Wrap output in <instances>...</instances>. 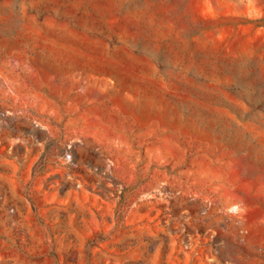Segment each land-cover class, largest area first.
Wrapping results in <instances>:
<instances>
[{"label":"rangeland","instance_id":"374dc122","mask_svg":"<svg viewBox=\"0 0 264 264\" xmlns=\"http://www.w3.org/2000/svg\"><path fill=\"white\" fill-rule=\"evenodd\" d=\"M0 264H264V0H0Z\"/></svg>","mask_w":264,"mask_h":264},{"label":"built area","instance_id":"2783aa9c","mask_svg":"<svg viewBox=\"0 0 264 264\" xmlns=\"http://www.w3.org/2000/svg\"><path fill=\"white\" fill-rule=\"evenodd\" d=\"M34 123L36 126L39 128L52 133V130L49 127V123L45 120H42L40 118H35ZM76 137L73 135H70V138L65 142L64 145V153L61 155L62 159L64 160L65 163H67L69 166L73 163L74 161V156H73V144L75 141Z\"/></svg>","mask_w":264,"mask_h":264},{"label":"crops","instance_id":"0c3cea01","mask_svg":"<svg viewBox=\"0 0 264 264\" xmlns=\"http://www.w3.org/2000/svg\"><path fill=\"white\" fill-rule=\"evenodd\" d=\"M64 123H65V124H69V125H75V123H77V122H75V123H74L73 121L70 122V120L66 119V120L64 121ZM78 123H79V122H78ZM78 123H77V124H78Z\"/></svg>","mask_w":264,"mask_h":264}]
</instances>
